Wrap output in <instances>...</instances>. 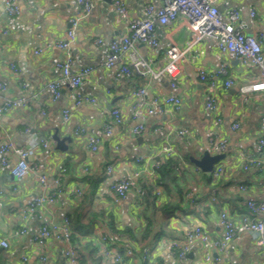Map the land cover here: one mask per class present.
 <instances>
[{"label": "crops", "instance_id": "1", "mask_svg": "<svg viewBox=\"0 0 264 264\" xmlns=\"http://www.w3.org/2000/svg\"><path fill=\"white\" fill-rule=\"evenodd\" d=\"M92 1V12L72 26L71 20L79 10L76 0H19L17 16L7 14L5 0H0V84L5 87L0 89V103L7 98L27 97L26 106L0 114V146L12 142L31 148L27 161L33 167L32 172L16 178L10 170L18 156L12 151L0 154V159L6 160L5 164L0 162V239L8 242L7 248L0 247V264H42L41 249L34 240L41 224L61 222L68 213L72 216V228L104 233L116 247L148 249L147 264H264V246L258 245L254 233L248 231L235 235L223 249L210 247L209 259L205 258V249L199 240L188 245L184 257H177L172 251V243L182 240L186 231L194 227L202 228L210 238H219L221 211L235 220L243 214L251 217L247 201L264 200V164L244 168L247 158H260L262 154L257 139L261 135L264 91L252 93L245 99L238 91L239 85L258 79V68L232 54L220 52L214 39H201L191 45L178 62L179 72L174 80L176 93L181 98L180 107L167 106L166 112L154 111L145 117L144 129L134 134L131 131L133 105L140 102L147 105L155 95L167 96L171 91V78L151 79L135 73L117 75V66L104 67L109 42L125 35L128 28L110 0ZM122 1L131 19L155 20L162 4V0ZM147 5L153 7L150 14L146 13ZM217 7L224 20L232 10L239 12L236 31L254 34L264 30V0H217ZM70 29L74 32L69 46L72 71L89 67L91 72L77 88L60 83V94L54 97L48 85L60 77L55 63L63 58L64 52L46 44L63 39ZM154 29L158 45L151 48L137 42L135 53L146 58L153 68L160 69L166 63L168 41L164 34L171 32L173 41L181 47L191 35L178 20L166 26L155 21ZM262 47L264 49V45ZM39 48L43 49L41 53L34 54ZM123 60L127 57L123 56ZM221 64L225 65L226 74L218 79L217 106L212 109L205 104L207 92L198 72L201 69L214 71ZM227 78L233 83L223 88ZM139 88L145 89L141 95L135 94ZM31 94L34 96L30 97ZM78 95L95 101L75 105ZM111 106L120 108L123 119L106 134L103 127L111 124V117L105 109ZM65 108L70 110L67 119L62 115ZM235 123L237 126L233 127ZM168 124L173 131L166 129ZM77 127L82 128L84 134H76ZM180 128L187 129L188 133H176ZM53 135L70 139L64 140L63 150L55 148ZM89 136L100 139L96 150L89 148ZM38 137L46 139L48 146L34 143ZM211 138L224 139L226 147L215 151L209 144ZM165 143L174 150L170 157L175 160L173 168L177 175L175 182L168 185L170 192L165 186H159L155 203L158 207L175 199L173 204L179 203V208L168 218L158 210L153 214L150 211L153 225L149 226L146 238L136 244L132 237H140L145 230L146 219L141 209L146 204L134 189L124 198L115 200L109 183L142 168ZM205 150L223 155L210 172L202 171L190 160V157H201ZM168 158H164L162 164ZM108 165L112 167L109 173ZM217 168L219 173L214 175ZM61 169H65L64 172L61 173ZM59 173L62 190L56 200L46 202L36 215L25 220L21 210L42 191L38 175L45 174L51 179ZM155 183L146 173L139 178V184L149 185L151 190ZM240 185H244V189H240ZM174 195L177 198H172ZM112 222L117 232L110 228ZM87 243L88 239L83 236L69 241L47 238L42 250L47 264H64L63 251L68 246L76 249L86 264H96L98 257L99 264H112L100 248L97 253H91L89 247H85ZM140 251L135 254L137 264H142L137 258Z\"/></svg>", "mask_w": 264, "mask_h": 264}, {"label": "built area", "instance_id": "2", "mask_svg": "<svg viewBox=\"0 0 264 264\" xmlns=\"http://www.w3.org/2000/svg\"><path fill=\"white\" fill-rule=\"evenodd\" d=\"M115 8L118 16L126 21L128 32L118 39H113L108 44V55L103 61V66L112 68L118 67L117 75H130L135 73L151 79H157L162 76H168L170 79V93L165 97L153 96L151 101L144 105L142 102L133 105L131 110V120L133 121L131 131L134 134L140 133L144 129L145 117L151 115L154 111L166 112L167 106L178 109L181 105V98L176 93V81L174 78L179 72L178 62L182 55L190 48L191 45L197 43L201 39L208 37L216 41L218 50L222 53L232 54L235 58L243 63L253 65L258 68V79L253 82L241 84L238 86L240 96L245 99L252 93L264 91V30L254 34H245L235 30V23L239 19V12L232 10L227 19L224 20L218 7L217 0H162V4L156 11L155 20L149 17L145 18H128V11L122 0H110ZM79 10L75 19H72V26L76 25L77 21L86 17L92 12V0H76ZM19 0H5L4 9L9 15L17 16L19 13ZM153 10L151 5H147L146 13L150 14ZM251 15L254 11L250 12ZM178 20L181 26L186 27L190 32V39L186 42L185 46L177 45L172 37L171 32H166L164 35L168 41L165 56L166 63L160 69L153 68L148 60L144 57L136 55L135 45L137 42L146 43L151 48L158 45L155 35V21L161 25H170L173 21ZM74 39V32L72 29L68 30L63 39L47 43L46 46H54L64 52L63 58L55 63V68L60 73L58 81L49 83V88L53 92L54 97H58L60 83H65L71 88H77L86 77L91 69L89 67H82L77 71H72L73 59L69 53V46ZM102 43L101 39H97ZM43 49H35L34 54L41 53ZM123 56L127 60H123ZM226 74L224 64H221L216 70L207 72L200 70L198 72L199 79L205 83L207 92L206 106L215 109L217 106V87L218 79L221 75ZM233 81L229 78L223 81V88L231 86ZM0 89L4 90L5 87L0 84ZM145 92L144 88H139L135 94L141 95ZM34 95L31 94L30 97ZM83 101L94 102V98L87 96H77L74 100L75 105H79ZM27 97L18 96L15 98H7L0 103V114L16 110L26 106ZM106 113L111 117V124H105L103 130L106 134L111 133L112 127L122 122V112L118 106H111L105 109ZM70 110L63 109L62 115L64 119L69 116ZM237 124H233V127ZM168 131H173L170 124L166 126ZM27 131V129H26ZM76 134H84L83 129L77 127L74 131ZM260 132L261 135L257 139L258 147L261 149V156L249 157L246 159L244 168L259 167L264 164V114L260 117ZM169 133V132H168ZM176 133L183 135L187 134L188 130L180 128ZM99 138L89 136L87 143L91 150H96L99 144ZM34 142V141H33ZM210 146L215 151H222L226 147L224 139L211 138ZM34 143L39 145L48 146V141L43 137H38ZM12 151L18 159L11 167V174L20 178L29 172L33 171V167L27 161V157L32 154L31 148H24L15 145L12 142L5 143L0 146V154ZM174 154L173 148L165 143L158 149L157 153L148 159V163H144L142 168L134 170L129 175H125L119 179L113 180L109 183V189L113 194L115 200L124 198L126 194L132 189L139 196L143 190L139 184V178L143 173H146L155 180L153 191L156 194L160 193V184L157 180V172L164 158H168ZM141 160V159H137ZM0 162L6 163V160L1 157ZM65 169H61V173ZM107 172H111V165L107 166ZM61 173L52 177L51 179L45 174H40L37 177L42 191L33 196L31 201L21 211L24 219H28L36 215L38 209L46 202L52 203L56 200L57 195L62 190ZM219 169L217 168L213 174L217 175ZM244 189V185L239 186ZM247 206L253 216L243 214L239 220L230 217L226 211L219 213L218 222L222 227V234L219 238H210L200 227H194L187 230L182 240H175L172 243L173 254L177 257H184L188 245L194 241L199 240L205 249V258L209 259L208 249L215 247L223 249L227 243L235 237L238 233L252 232L255 235V241L258 245L264 246V200L253 201L248 200ZM260 214L261 216H256ZM24 229L21 230V233ZM73 231L70 227V221L65 217L61 222H44L41 224L38 233L34 240L35 244L41 249L39 260L42 264H47L48 259L44 254L42 247L47 238H57L69 241ZM87 239H93L99 246L104 256L111 259L112 264H137L136 255L130 248H120L114 246L109 240L108 236L104 233L83 235ZM0 247L7 248L8 242L6 239H0ZM64 264H79V255L72 246H68L63 251ZM137 258L140 259L142 264H147L149 258L148 249H142Z\"/></svg>", "mask_w": 264, "mask_h": 264}, {"label": "trees", "instance_id": "3", "mask_svg": "<svg viewBox=\"0 0 264 264\" xmlns=\"http://www.w3.org/2000/svg\"><path fill=\"white\" fill-rule=\"evenodd\" d=\"M186 159L188 160L189 157H187ZM173 164H175L174 158L169 157L168 160L165 163H163L158 169L159 178H157V180L159 181L160 185L165 186L166 191L168 192H170L168 188L169 183L175 182L176 175H177L176 174L177 171L173 168ZM141 188L143 192L141 195H139V197L146 204V207L144 209H141V214L146 219V226H145V230L142 232L140 237H136V236L132 237L133 241L136 244H139V242H142L146 238L147 234L149 233V226H151V224L153 225V219L150 218L149 216L150 211H152V214H153L156 210H158L162 216H165V218L166 217L168 218L169 216H171L170 214H173L175 209L179 208V203L173 204L176 201L175 199H171L168 202L166 201L165 203L157 207L155 203L157 194L153 190H151V187L149 185L144 184L141 186ZM178 193H179L178 196H181L179 191ZM172 198H177V196L174 195ZM66 217L68 218L69 221H71L72 216L70 213H68ZM113 225H114L113 222L110 223V228L113 230V232H117L118 230ZM71 230L73 231V233L71 234V238L93 234V233H90L89 231L82 232L79 230V228H75V227L74 228L71 227ZM85 247H89V250L91 253H94V252L97 253L99 249V246L96 244V242L93 239H88V243L85 245ZM132 251L135 254H137L138 251H140V249L136 247V248H133ZM78 259H79V264H86L85 260H81L80 256ZM96 264H99V257H98V261L96 262Z\"/></svg>", "mask_w": 264, "mask_h": 264}, {"label": "water", "instance_id": "4", "mask_svg": "<svg viewBox=\"0 0 264 264\" xmlns=\"http://www.w3.org/2000/svg\"><path fill=\"white\" fill-rule=\"evenodd\" d=\"M53 139L55 141V148L60 150H63L65 148L64 140H70L68 137L59 139L56 135H53ZM222 156L223 155L221 153L210 154L209 150H205L201 157H190V160L202 171L210 172L212 171L214 164H216Z\"/></svg>", "mask_w": 264, "mask_h": 264}]
</instances>
